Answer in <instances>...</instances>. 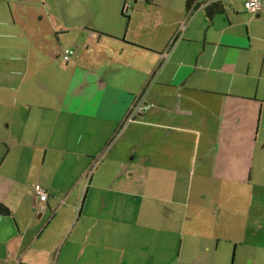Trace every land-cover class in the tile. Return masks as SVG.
<instances>
[{
    "label": "crops",
    "instance_id": "1",
    "mask_svg": "<svg viewBox=\"0 0 264 264\" xmlns=\"http://www.w3.org/2000/svg\"><path fill=\"white\" fill-rule=\"evenodd\" d=\"M73 1L0 58V264H264V0Z\"/></svg>",
    "mask_w": 264,
    "mask_h": 264
},
{
    "label": "rangeland",
    "instance_id": "2",
    "mask_svg": "<svg viewBox=\"0 0 264 264\" xmlns=\"http://www.w3.org/2000/svg\"><path fill=\"white\" fill-rule=\"evenodd\" d=\"M242 1V0H241ZM73 0H0V9H8L13 8L18 10L19 14L22 15L25 12H30L31 18L33 20V24L35 25L34 29V40L42 42L43 46L40 49L35 47L29 49L28 38L31 33V28L29 27H21L15 26L13 30L9 31V29L4 28V26H0V58L5 59L7 65L19 64L23 63V59L29 56L30 53L33 55L42 54V50L45 51L48 55L50 54H58L63 51L62 46L57 42V35L55 29L51 26L49 19L44 15L46 13V9L50 12L52 9L57 10L58 7L59 12H67L69 8L73 7ZM88 5H84V1H81V10L86 9ZM58 11V10H57ZM56 11V13H57ZM52 13V12H51ZM53 15V13H52ZM55 16V19L53 17ZM21 23V20H25L26 18L22 15L18 17ZM52 19L57 21L61 20L62 17L60 14H54ZM55 26V25H53ZM6 30V31H5ZM37 49V50H36ZM39 50V51H38ZM19 78H23V76H19ZM20 83V81H16V84ZM103 155L101 156V160ZM100 163L97 162L94 166L91 165V171L88 172L87 180L90 178L96 166ZM94 164V163H91Z\"/></svg>",
    "mask_w": 264,
    "mask_h": 264
},
{
    "label": "built area",
    "instance_id": "3",
    "mask_svg": "<svg viewBox=\"0 0 264 264\" xmlns=\"http://www.w3.org/2000/svg\"><path fill=\"white\" fill-rule=\"evenodd\" d=\"M244 9L249 12H257L262 8L261 0H244ZM74 54L73 49L67 48L63 52V59L67 61ZM148 107L147 104L143 103L142 99H137L136 103L132 106L129 111L128 119H132L135 114L139 113L140 110H145ZM31 190L35 198L40 202H45L48 198V193L44 187L36 183L31 186Z\"/></svg>",
    "mask_w": 264,
    "mask_h": 264
},
{
    "label": "trees",
    "instance_id": "4",
    "mask_svg": "<svg viewBox=\"0 0 264 264\" xmlns=\"http://www.w3.org/2000/svg\"><path fill=\"white\" fill-rule=\"evenodd\" d=\"M205 11H206V13L209 16H211L214 13L215 14L216 13H222L223 12V8H222V6L220 5L219 2H212L206 7ZM0 215L9 216L10 212L8 211L7 208H5L4 206L0 205Z\"/></svg>",
    "mask_w": 264,
    "mask_h": 264
}]
</instances>
